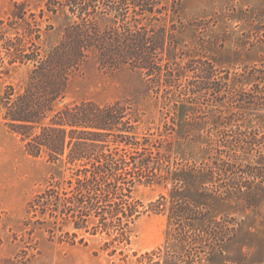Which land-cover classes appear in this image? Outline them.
Listing matches in <instances>:
<instances>
[{
  "label": "rangeland",
  "instance_id": "rangeland-1",
  "mask_svg": "<svg viewBox=\"0 0 264 264\" xmlns=\"http://www.w3.org/2000/svg\"><path fill=\"white\" fill-rule=\"evenodd\" d=\"M46 2L0 0V32L25 46L33 42L44 54L68 19L47 12ZM167 8L159 23L174 28L183 48L180 73L150 90L138 70L88 61L56 109L84 99H134V133L168 155L170 176L180 175L181 195L200 218L183 226L167 209L152 210L151 202L172 195L169 179L135 186L142 213L130 224L128 242L115 231L77 230L69 242L44 226L26 229L27 202L76 165L65 156L54 162L45 153L29 154L0 105V264H264V74L249 76L264 68V0H170ZM0 57L1 96L7 85L23 87L32 63H10L3 50ZM190 57L214 64L212 74L194 77Z\"/></svg>",
  "mask_w": 264,
  "mask_h": 264
},
{
  "label": "trees",
  "instance_id": "trees-1",
  "mask_svg": "<svg viewBox=\"0 0 264 264\" xmlns=\"http://www.w3.org/2000/svg\"><path fill=\"white\" fill-rule=\"evenodd\" d=\"M169 1L47 0V12H61L68 19L61 39L44 54L35 43L25 46L20 37L0 32V53L3 50L10 63H32L23 87L18 91L7 85L0 96L7 127L21 137L29 154L45 153L54 162L65 156L76 165L71 176L49 182L27 202L26 229L44 226L51 236L59 231L60 240L69 242L75 241L77 230L115 231L128 242L130 224L142 213L138 210L142 204L132 195L135 186L169 179L175 182L172 195L151 202L152 210L167 209L172 219L185 220L183 226H193L200 218L198 207L181 195L180 175L170 176L165 166L168 155L148 147L147 139L140 142L134 133V99L108 103L84 99L56 109L69 80L88 61L106 69L138 70L150 90L155 82L180 73L183 48L174 28L159 23ZM186 62L194 63V77L206 78L213 72L210 61L190 57ZM255 74H264V68L255 67L249 76ZM66 224L71 231L62 230Z\"/></svg>",
  "mask_w": 264,
  "mask_h": 264
}]
</instances>
